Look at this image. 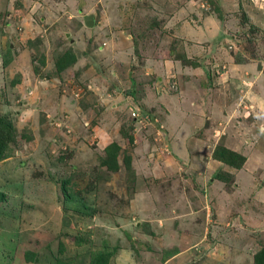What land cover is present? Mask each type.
<instances>
[{
	"label": "rangeland",
	"instance_id": "obj_1",
	"mask_svg": "<svg viewBox=\"0 0 264 264\" xmlns=\"http://www.w3.org/2000/svg\"><path fill=\"white\" fill-rule=\"evenodd\" d=\"M0 117V264L264 248V0H0Z\"/></svg>",
	"mask_w": 264,
	"mask_h": 264
},
{
	"label": "trees",
	"instance_id": "obj_2",
	"mask_svg": "<svg viewBox=\"0 0 264 264\" xmlns=\"http://www.w3.org/2000/svg\"><path fill=\"white\" fill-rule=\"evenodd\" d=\"M65 56H67V53H64L60 57L61 62L65 59ZM186 60H188V59H186ZM74 61H75L74 55H72L69 52L67 64L73 63ZM59 64H61V63H59ZM66 65H64V66H66ZM64 66L58 67V68L61 69ZM15 136H16V131H15L13 125L11 124V122L9 120L3 118V117H0V161L7 156L8 147L10 144L13 143ZM109 147L114 148V145H110ZM109 147L107 149H109ZM114 157H115V152L112 153V155L110 157L111 159L110 158L105 159L102 162V164L105 165V164H107V162L109 160H114ZM212 157L214 160H216V161H218L224 165H227L229 167H232L236 170L240 169L241 166L243 165L244 161H245L243 156L226 149L225 147H223L220 144H217L214 147L213 152H212ZM102 260H104V261L102 262ZM105 261H106V259H104V256H102L95 263L92 261H90V263H92V264H104ZM252 264H264V248H261L259 251H257L252 256Z\"/></svg>",
	"mask_w": 264,
	"mask_h": 264
},
{
	"label": "crops",
	"instance_id": "obj_3",
	"mask_svg": "<svg viewBox=\"0 0 264 264\" xmlns=\"http://www.w3.org/2000/svg\"><path fill=\"white\" fill-rule=\"evenodd\" d=\"M186 4H188V2H186ZM185 10L188 11L187 7L185 9L182 7L179 11L181 12V14L184 15L186 13ZM181 14L179 13L178 16H182ZM188 21L189 20H187V22ZM177 36H179V34ZM159 98H162V96H160ZM78 245L79 244H77V243L73 244V246H75V247H78ZM131 253H133V252L130 250V248L128 246H126L125 243H120V248L118 247V249H116V253H115L116 255L113 254L111 257L112 258L115 257L114 259L120 260L122 264H125V263L126 264H130V263L132 264V262H133V260H132L133 259V254H131ZM173 257H175V256L173 255L172 257H170V259L173 258ZM125 260H126V262H125ZM103 261L104 260H102V262ZM106 261L104 262V264L106 263ZM224 264H226V262Z\"/></svg>",
	"mask_w": 264,
	"mask_h": 264
},
{
	"label": "water",
	"instance_id": "obj_4",
	"mask_svg": "<svg viewBox=\"0 0 264 264\" xmlns=\"http://www.w3.org/2000/svg\"><path fill=\"white\" fill-rule=\"evenodd\" d=\"M86 26L89 27L92 24V16H89L85 22Z\"/></svg>",
	"mask_w": 264,
	"mask_h": 264
}]
</instances>
